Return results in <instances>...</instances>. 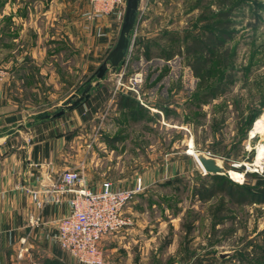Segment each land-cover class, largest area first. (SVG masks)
I'll use <instances>...</instances> for the list:
<instances>
[{
  "label": "rangeland",
  "instance_id": "obj_1",
  "mask_svg": "<svg viewBox=\"0 0 264 264\" xmlns=\"http://www.w3.org/2000/svg\"><path fill=\"white\" fill-rule=\"evenodd\" d=\"M27 2L56 3L0 0ZM64 3H77L74 15L71 8L65 13L75 38L55 60L59 101L46 113L59 111L90 79L94 90L105 86L94 100V118L81 129V165L70 169L85 181L81 167L88 164L105 178L101 185L110 181L116 189L142 183L124 208L133 230L122 233L126 225L108 235V264H264V202L239 204L226 193L202 200L213 180L195 155L218 158L226 178L264 198V157L258 161L264 126L251 133L264 122V0H140L128 55L100 80L95 71L115 46L125 11L89 17L92 0ZM224 9H233L230 64L209 61L202 85L188 56L162 53L206 32ZM0 66L4 81L9 72ZM220 80L229 81L228 90L206 99ZM88 100L70 111L80 112ZM73 153L68 148L70 158Z\"/></svg>",
  "mask_w": 264,
  "mask_h": 264
},
{
  "label": "crops",
  "instance_id": "obj_2",
  "mask_svg": "<svg viewBox=\"0 0 264 264\" xmlns=\"http://www.w3.org/2000/svg\"><path fill=\"white\" fill-rule=\"evenodd\" d=\"M54 2L0 3V65L9 72L0 81V264H80L56 240L72 196L60 191L62 174L81 165V129L105 86L92 88L80 112L41 118L59 101L55 60L75 38L65 13L71 8L74 15L77 3ZM19 114L21 120H7ZM81 168L90 187L105 180L88 164ZM103 250L108 264V236Z\"/></svg>",
  "mask_w": 264,
  "mask_h": 264
},
{
  "label": "built area",
  "instance_id": "obj_3",
  "mask_svg": "<svg viewBox=\"0 0 264 264\" xmlns=\"http://www.w3.org/2000/svg\"><path fill=\"white\" fill-rule=\"evenodd\" d=\"M127 0H92L89 17L113 11H125ZM7 72L0 66V80ZM61 192L72 194L69 212L58 221L56 240L61 248L80 264H105L101 248L104 237L116 233L131 222L124 208L142 189L138 181L134 189H116L110 181L97 190L86 185L80 172L67 169L62 174ZM34 199L37 194L33 193Z\"/></svg>",
  "mask_w": 264,
  "mask_h": 264
},
{
  "label": "trees",
  "instance_id": "obj_4",
  "mask_svg": "<svg viewBox=\"0 0 264 264\" xmlns=\"http://www.w3.org/2000/svg\"><path fill=\"white\" fill-rule=\"evenodd\" d=\"M233 9H224L217 12L211 17L212 25L207 26L204 33H197L191 37L185 36V42L177 44L173 47L171 44L170 50L164 51L162 55L167 59L172 58L176 54H183L189 57V63L193 69L194 75L200 79V84L205 85L210 76L208 70V62L215 59L224 58L225 66L230 64L229 46L227 43L232 39V16ZM177 43V42H176ZM175 44V43H174ZM227 80H230V75H226ZM229 81H219L211 91L206 95V99H211L222 95L228 90ZM212 178L208 191L201 195V199L209 201L219 194H227L235 203L246 202H264L261 194L257 191H250L243 183H233L226 178L227 174H209ZM260 260L264 262V256L261 255Z\"/></svg>",
  "mask_w": 264,
  "mask_h": 264
},
{
  "label": "water",
  "instance_id": "obj_5",
  "mask_svg": "<svg viewBox=\"0 0 264 264\" xmlns=\"http://www.w3.org/2000/svg\"><path fill=\"white\" fill-rule=\"evenodd\" d=\"M140 0H127L126 8L123 16V21L120 29V33L117 42L110 53L107 55L103 63L95 71V75L99 80L102 79L109 68L115 69L128 55L129 47L131 44V32L135 27L139 11ZM109 64V65H108ZM91 79L88 81L85 88L81 93L75 94L74 99H68L66 104L52 114L43 113L41 118L43 119H56L63 116L66 111H70L80 106L86 100L91 97L92 84ZM22 116H10L7 118L8 121L21 120ZM196 158L202 166L204 172L207 174H220L225 175L228 170L216 157L210 156L205 152H196Z\"/></svg>",
  "mask_w": 264,
  "mask_h": 264
},
{
  "label": "bare ground",
  "instance_id": "obj_6",
  "mask_svg": "<svg viewBox=\"0 0 264 264\" xmlns=\"http://www.w3.org/2000/svg\"><path fill=\"white\" fill-rule=\"evenodd\" d=\"M263 126H264L263 120H258L256 122V124H255L254 130L251 133L254 134L257 131H262ZM195 155H196V153H195ZM263 157H264V146H262L261 149L259 150V153H258V159L259 160L258 161H260ZM231 174L234 177V179L241 178L242 177V174L241 173L239 174L237 172H231Z\"/></svg>",
  "mask_w": 264,
  "mask_h": 264
}]
</instances>
